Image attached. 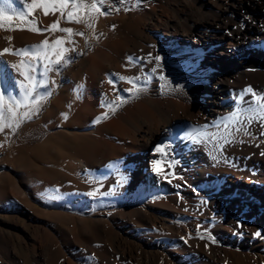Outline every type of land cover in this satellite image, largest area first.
<instances>
[{
	"label": "bare ground",
	"instance_id": "1",
	"mask_svg": "<svg viewBox=\"0 0 264 264\" xmlns=\"http://www.w3.org/2000/svg\"><path fill=\"white\" fill-rule=\"evenodd\" d=\"M40 2L0 0V7L18 16ZM100 7L106 15L93 13L86 40L83 31L75 34L79 23L66 19L70 7L64 17L31 9L39 28L59 19L82 43L72 50L63 40L64 60L47 74V87L37 88L51 92L40 109L60 110L59 124L48 122L60 136L46 141L53 155L40 156L45 143L38 142L30 145L37 153L30 160L23 144L0 163L9 172L0 176V264H264V238L254 235L264 237L260 124L248 127L252 135L220 141L222 148L199 135L205 126L223 133L217 123L245 107L237 103L245 90L264 94V0H105ZM80 12L87 17V7ZM14 34L9 41L0 31V53L12 49L0 55V92L22 98L23 77L12 65L43 61L13 53L41 45L44 36ZM212 61L220 63L217 74L206 68ZM114 100V114L101 106ZM7 106L5 97L6 116ZM39 126L28 123L23 136ZM158 146H168L167 155ZM20 160L32 170L26 181L14 166Z\"/></svg>",
	"mask_w": 264,
	"mask_h": 264
},
{
	"label": "snow or ice",
	"instance_id": "2",
	"mask_svg": "<svg viewBox=\"0 0 264 264\" xmlns=\"http://www.w3.org/2000/svg\"><path fill=\"white\" fill-rule=\"evenodd\" d=\"M121 2H124V0H121ZM11 0H4L3 5H10ZM105 3V0H92V3L87 5L88 9V15L87 17H81L77 14L78 10L81 8H84L85 5L83 4L82 0L81 3H77L76 0H41L40 3H33L30 5V11L29 13H21L19 14L20 19L25 18L26 15H31V9L34 8H42L44 16L49 15V11H51L53 14H55L56 11H60L61 17L65 16V10L71 8V10L67 11L66 19L68 22H75V23H85L87 27L92 28L94 25L93 23H90L89 21H94L96 19V16L93 15V13H97L99 15H106V12L101 11V5ZM118 10V9H117ZM6 9L5 7H0V21H10L13 17L5 14ZM31 23L35 24L36 20L33 18ZM59 19L53 22L47 29H41L38 27L29 28V31L35 32V33H42L44 31H60L65 32L69 36V41L71 35L73 34V30L71 28H60L59 27ZM23 30V29H21ZM76 35L83 36L84 33L77 32ZM9 41H11V37L8 38ZM64 43L63 40L57 39L55 40L54 44L50 45L48 40L43 41L41 45H35L30 48H23L16 50L13 54L25 57L29 56L30 53L33 57V59H36L37 56H39V60L43 61V63H40L38 65H33L31 63H28L21 60L20 64H14L12 65L13 68H15L19 75L23 77V81L19 85L20 88L23 89V97H12L8 96L6 92H0V131H3L4 128H10L15 130L16 128L20 127L21 122L31 120L32 117L39 113L40 111V105L41 102L44 99V95L51 96V92H47L45 94L37 93V88L39 87H47V74L49 72L53 71V67L55 65H60L61 62L64 60V53L67 51V49H61L59 52L55 53L56 59L52 60L50 59L48 49H55L56 46H60ZM12 52V49L5 48L3 49V52L0 53V55L9 54ZM155 59H159L158 57ZM3 62L0 61V65H2ZM59 71V69H56ZM155 70V69H154ZM31 73V74H30ZM119 79L124 80L125 77H119ZM136 80L139 79V77L135 78ZM161 79H164V77H161ZM55 83V81H53ZM109 83H112V81H109ZM128 83L132 84V89L129 91L132 92L136 89V85L133 81V79L129 78ZM35 93V95H34ZM248 93H252V90L249 88L245 90L240 97L237 100L238 104L245 105V107H237L234 111L229 113L228 115L222 116L220 118V121L217 123L216 127L220 128L223 126V133H212L207 130V126H205V130H203L199 135L203 139L204 142H215L216 148H222L223 145L220 143V141H223L224 143H232L235 139L236 133H243L244 135H252L248 131V127L255 121L258 122L261 126V132L260 135L264 136V94L257 95L256 93H252L253 99L251 100H245L243 97L247 95ZM5 97H7V103L8 106L6 107L7 116L5 115V108L4 102ZM118 100H120L121 103H124V100L120 97H117ZM255 105V106H253ZM102 107L109 108L112 113H115V110L117 107H119L118 104H116V101L108 102L106 105H101ZM21 107H24L26 110L22 113H19L16 111V109H19ZM246 114V115H243ZM108 118V113H104L102 117L97 118L95 121L96 123H99L101 119ZM65 119H67V116H65ZM7 121V122H3ZM231 138V139H230ZM201 142V140H197V143ZM168 146H158L155 151L157 153H161L162 155H167L165 152V148ZM264 155V153H262ZM215 159V157H213ZM160 161H156L154 164V171L157 172V174H162L163 169L159 167ZM173 165L169 164L168 167L171 168ZM165 175H171V173H164ZM91 195H95L96 193H90ZM256 237H261L260 232H256L254 234Z\"/></svg>",
	"mask_w": 264,
	"mask_h": 264
},
{
	"label": "rangeland",
	"instance_id": "3",
	"mask_svg": "<svg viewBox=\"0 0 264 264\" xmlns=\"http://www.w3.org/2000/svg\"><path fill=\"white\" fill-rule=\"evenodd\" d=\"M84 2H85L84 3L85 7L79 9V11H81L80 14H85L86 6L90 2V0H85ZM9 16L13 17L10 21H0V31L6 36L7 39L9 37H11V40H14V38H15L14 32H16L17 30H21V29L28 30L29 28H33V27H38L39 28V25H38L37 22L35 24L31 23V21L34 18L31 15H26L25 18H23V19L18 18L19 15L18 16L9 15ZM75 26H76V30L78 32L83 31L85 33V37L86 38L84 40H86L90 36V28L89 27L85 28L83 26V23H79L77 25L75 24ZM61 28H70V26L68 24L66 25V23L64 22V26H62ZM40 34H43V36H44L43 40L44 41L48 40L50 45L54 44L55 40H57V39L66 40V44H68L69 49L71 48L72 50H76V48L79 47V44L82 43L80 41V43L77 44L78 42L75 41L74 37H72V36L70 38V40L72 42H70L69 41V36L65 32L44 31L43 33H40ZM177 46L180 47L179 44H177ZM58 50H59L58 46H56L55 49L51 50V57L52 58H56L55 53H57ZM14 62L17 63L16 60H14ZM206 68L208 70L213 71V72H215L217 74V73L220 72V63L217 62V61L208 62L206 64ZM210 79L212 80L211 77H209V80ZM58 90L59 89L56 87L55 88V92L57 93ZM208 91H209L208 92V95H209V93L212 91V86H209V90ZM45 108H46L45 106H41V109H40L39 113L34 116L33 120L28 121V122H22L20 124L19 128L15 129V130L9 129V128H4L3 131H0L1 132L0 133V143L2 142L3 139L7 140L6 145L2 148V150L0 152V163H1V161L2 162H7L9 160V158H11V155H10V152H9V148L10 147L21 146L23 144L26 147L28 146L26 148V150H27V156L29 157L30 160L35 159L36 158V154H37L36 150H34L33 148H30V145H34L35 143H38V142L45 143L43 148L40 149V156L53 155V153H52V151L50 149L52 145H51V143H47L46 141L49 140V141L58 142V139L60 138V136L56 134L57 131L55 130V128L52 127L53 124L57 125L60 122V117L58 116L60 110L57 109L58 112L56 110V111L53 112V114H47V108L46 109ZM39 120H40V126L38 128H36L35 130H33V132L29 133L27 136H23V132H24L27 124L32 122V121H39ZM49 121H53V124L48 123ZM3 136H4V138H3ZM25 138H26L27 141L25 140ZM64 140L70 146L75 145L77 143V140L76 139H72V138H70V139L68 138V139H64ZM14 155H15V153H14ZM41 164L43 166H46V164L43 163V162H41ZM14 166L20 172L19 176L21 178H23L24 181H26V179L28 177V173H30V171H32V170L25 164V161L24 160H20L19 162L16 161L14 163ZM3 173L9 175V172H7L5 169L0 167V176ZM233 200H234V198H231V201H233ZM29 202H31L34 205V207L43 210L42 205L39 204L37 201H35L33 198L30 197L29 198Z\"/></svg>",
	"mask_w": 264,
	"mask_h": 264
}]
</instances>
